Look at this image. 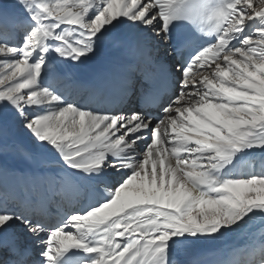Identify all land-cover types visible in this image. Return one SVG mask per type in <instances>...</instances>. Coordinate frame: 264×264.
<instances>
[{
  "label": "snow or ice",
  "instance_id": "1",
  "mask_svg": "<svg viewBox=\"0 0 264 264\" xmlns=\"http://www.w3.org/2000/svg\"><path fill=\"white\" fill-rule=\"evenodd\" d=\"M9 150L0 264H197L264 225V0H0Z\"/></svg>",
  "mask_w": 264,
  "mask_h": 264
},
{
  "label": "bare ground",
  "instance_id": "2",
  "mask_svg": "<svg viewBox=\"0 0 264 264\" xmlns=\"http://www.w3.org/2000/svg\"><path fill=\"white\" fill-rule=\"evenodd\" d=\"M254 4H255V0H254ZM122 56L123 54L121 52L113 48L106 47V48L101 49L98 52L97 56L94 57V59L87 66V71L83 74V78L86 80L92 73L105 70L111 64L120 60ZM168 83L171 85V89L177 88V83L174 78L170 79ZM12 139L15 140L18 138L14 137ZM10 151L11 150H9L6 155H0V164L6 163L8 167L10 168H26L29 166L28 162L25 160L20 165L14 164V162L11 159H9L10 156H12ZM254 151H257L258 153V150H254ZM255 168L257 170H259L260 168L259 155H257L256 157ZM251 238H253L252 235H251ZM233 239L231 237L225 238L223 242L221 243L223 245H215L212 249L208 251H201V254L196 259H193V257L197 252H194L185 258L195 261L197 262V264H218V262L220 261H227V260L246 261L250 259V257L247 254L248 246L253 243L264 241V237L263 238L257 237L244 244L239 241L241 239L239 238L236 240L239 242V244H237Z\"/></svg>",
  "mask_w": 264,
  "mask_h": 264
},
{
  "label": "rangeland",
  "instance_id": "3",
  "mask_svg": "<svg viewBox=\"0 0 264 264\" xmlns=\"http://www.w3.org/2000/svg\"><path fill=\"white\" fill-rule=\"evenodd\" d=\"M176 88V87H175ZM11 152V154H12V156H10V158L9 159H11L13 162H14V164H16V165H20L24 160L23 159H21V158H19L18 156H16L12 151H10ZM256 168H257V166H256ZM249 232V233H248ZM256 233V234H255ZM262 234H264V225H262L260 222H257L256 224H254L249 230H247L245 233H242V234H233V235H231V236H229V237H231L237 244H239V242L238 241H236L237 239H239V238H241L239 241L240 242H242V243H247V242H249L250 240H252V239H255V238H257V237H259V238H263L264 237V235H262ZM241 235V236H240ZM251 235H252V237L253 238H251ZM259 235V236H258ZM242 238H243V240H242ZM249 240H248V239ZM224 240V239H223ZM223 240H221V241H219V242H217V244L216 245H223V244H221L222 242H223ZM246 240V241H245Z\"/></svg>",
  "mask_w": 264,
  "mask_h": 264
}]
</instances>
